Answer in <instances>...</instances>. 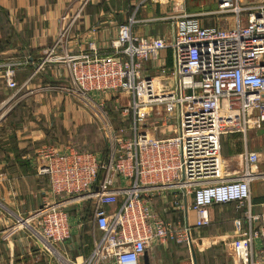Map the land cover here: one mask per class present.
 I'll return each instance as SVG.
<instances>
[{
    "label": "built area",
    "instance_id": "built-area-1",
    "mask_svg": "<svg viewBox=\"0 0 264 264\" xmlns=\"http://www.w3.org/2000/svg\"><path fill=\"white\" fill-rule=\"evenodd\" d=\"M88 2L82 0L36 63L35 74L48 64H65L70 86L62 91L86 100L90 93H121L128 103L115 109L117 127L107 113L96 118L103 156L73 146L37 150V174L48 181L49 199L28 218L18 217L17 224L37 236L57 264H141L152 242L186 243L193 228L210 224L211 207L233 203L240 213L232 222L233 258L264 264V212H252L250 192L252 182L264 181V173L256 171L258 156L246 153L241 174L227 177L219 144L223 111L238 114L243 134L264 124V2L245 7L241 0H219L215 13L231 16L232 26L206 28L196 15H182L170 37L160 38L135 35L133 15L118 26L110 56H59L57 46ZM66 20L62 15L61 22ZM166 51L170 67L161 63ZM27 63L0 62L7 89H19L16 74ZM173 119L174 134L157 137L156 130ZM158 199L183 219L164 220L154 209ZM73 229L82 234L86 229L92 248L71 260L53 245L65 243Z\"/></svg>",
    "mask_w": 264,
    "mask_h": 264
},
{
    "label": "crops",
    "instance_id": "crops-1",
    "mask_svg": "<svg viewBox=\"0 0 264 264\" xmlns=\"http://www.w3.org/2000/svg\"><path fill=\"white\" fill-rule=\"evenodd\" d=\"M263 2L241 0L245 7H256ZM218 3L219 0H89L78 20L68 26L64 42L57 46L56 53L59 56L66 53L72 58L81 55L106 58L112 54L109 45L117 36L118 26L133 15L135 23L131 30L139 37H170L176 20L182 15H196L206 28L232 26L231 16L215 13ZM81 4L82 0H0V62L28 61L16 74L18 90L7 89L0 73V174L3 175L0 178V264H57L37 236L16 226L18 217L31 216L49 199L48 181L37 174L40 166L37 150L52 145L61 150L73 146L100 156L106 151L103 136L97 130L99 113L95 105L100 99L108 101L114 92L90 93L86 100L62 91L70 86L65 64H48L44 71L35 74L36 63L54 45ZM62 15L67 17L65 22H61ZM209 15L213 16L204 17ZM161 57L162 64L172 65L169 51ZM220 127L224 130L219 140L224 175L238 177L245 167L246 153L257 154L256 171L264 173V124L261 128H249L243 134L239 131L238 114L223 111ZM155 135L159 137L158 132ZM250 192L252 212L262 214L264 181L252 182ZM164 203L158 199L154 205L164 220L183 219L182 212L168 214ZM237 215L233 203L214 205L209 209L210 224L206 228H193L188 242H152L144 255L149 264H194L192 247L197 264H239L230 250L231 239L236 236L232 222ZM221 226L224 229L219 233ZM86 232L82 234L73 229L70 239L53 246L66 259L82 258L92 248ZM258 246L256 242L255 247Z\"/></svg>",
    "mask_w": 264,
    "mask_h": 264
},
{
    "label": "rangeland",
    "instance_id": "rangeland-1",
    "mask_svg": "<svg viewBox=\"0 0 264 264\" xmlns=\"http://www.w3.org/2000/svg\"><path fill=\"white\" fill-rule=\"evenodd\" d=\"M161 1L166 2V0H161ZM135 2H136V0H135ZM121 6H124L123 2L121 3ZM110 7H112V5H110L109 8ZM106 8H108V6H106ZM130 10L132 11V9H130ZM136 15H137L136 19H138V16H139L138 13ZM212 16L213 15L204 16V17L209 18V17H212ZM110 96H111V98L108 101L100 99V102L95 105V107H96L95 110L98 113H100V112L107 113L109 118H110V120H111V122H110L111 126L112 127H117L120 124V118H119V115L115 112V109L118 108L119 106H122V105L128 103V100L121 93H112ZM160 112L162 113V110H160ZM174 123H175V120L173 119L171 122H169L167 125H165V127H163L162 129L158 128L156 130V132H158L159 137H163L164 135H167V134L168 135L174 134V132H175V129H174L175 124ZM97 130H99V129H97ZM99 132L102 135L103 131L99 130ZM170 132H171V134H170ZM169 202H170V199L168 198V203ZM158 204L159 205L161 204L160 201L158 202ZM84 205H83V207H84ZM165 205H167V202L164 203V206ZM86 206H87L86 208H88L89 205L87 204ZM83 207H82V209H83ZM220 211H225V210L223 209V210H220ZM74 213L75 212H73L72 214H74ZM167 213L170 214V213H173V212L172 211L170 212L169 210H167ZM179 217L181 219V215ZM22 218L26 219V218H28V216H24ZM167 220H169V219H167ZM169 221H171V220H169ZM173 221H175V220L173 219ZM31 225H33V224H31ZM16 226H18V224H16ZM215 229H216V227H215ZM223 229L224 228L222 226L219 227L218 228V232L219 233L223 232ZM202 230L204 231V229H202ZM85 231H86V229H85ZM207 232L209 234L211 233L210 231H207ZM84 242H85V244H87L86 243L87 242L86 241V237L84 238Z\"/></svg>",
    "mask_w": 264,
    "mask_h": 264
},
{
    "label": "water",
    "instance_id": "water-1",
    "mask_svg": "<svg viewBox=\"0 0 264 264\" xmlns=\"http://www.w3.org/2000/svg\"><path fill=\"white\" fill-rule=\"evenodd\" d=\"M191 250H192L193 263L197 264V259H195V255H194V251H193L192 247H191ZM142 260H144L143 264H149L146 255H143Z\"/></svg>",
    "mask_w": 264,
    "mask_h": 264
},
{
    "label": "trees",
    "instance_id": "trees-1",
    "mask_svg": "<svg viewBox=\"0 0 264 264\" xmlns=\"http://www.w3.org/2000/svg\"><path fill=\"white\" fill-rule=\"evenodd\" d=\"M226 205H227V204H226ZM235 212L238 213L237 216L239 217L240 213L237 211V209H235ZM201 228H206V227H201Z\"/></svg>",
    "mask_w": 264,
    "mask_h": 264
}]
</instances>
